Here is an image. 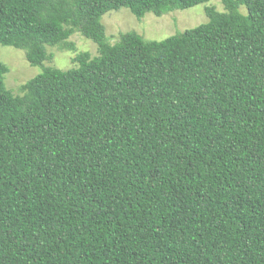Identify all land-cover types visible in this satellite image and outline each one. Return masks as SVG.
Instances as JSON below:
<instances>
[{"label":"trees","instance_id":"1","mask_svg":"<svg viewBox=\"0 0 264 264\" xmlns=\"http://www.w3.org/2000/svg\"><path fill=\"white\" fill-rule=\"evenodd\" d=\"M208 1L0 0L40 70L0 62V264H264V0L161 40L101 23ZM74 33L96 55L45 66Z\"/></svg>","mask_w":264,"mask_h":264},{"label":"rangeland","instance_id":"2","mask_svg":"<svg viewBox=\"0 0 264 264\" xmlns=\"http://www.w3.org/2000/svg\"><path fill=\"white\" fill-rule=\"evenodd\" d=\"M208 5L223 10L220 0H210L189 8L174 9L159 16L147 12L143 17L137 18L128 8L122 7L102 15L101 23L107 36L115 37L121 32L134 31L144 38L161 40L205 22L207 20L205 7ZM241 11L245 12L244 7H241ZM67 40L73 43V49L46 46V52L51 56L44 61L45 66L68 69L74 65L72 58L77 53L86 51L91 56L96 55V44L91 40L77 33L72 34ZM0 62L7 66L4 84L9 89L18 90L27 80L40 72L37 67L29 65L23 49L11 46L0 45Z\"/></svg>","mask_w":264,"mask_h":264}]
</instances>
